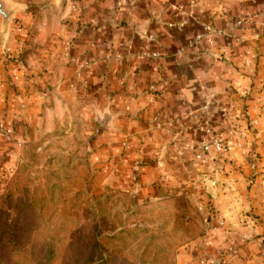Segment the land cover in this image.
Wrapping results in <instances>:
<instances>
[{
	"label": "crops",
	"instance_id": "0c3cea01",
	"mask_svg": "<svg viewBox=\"0 0 264 264\" xmlns=\"http://www.w3.org/2000/svg\"><path fill=\"white\" fill-rule=\"evenodd\" d=\"M73 2L74 19H62L53 0H11L8 27L0 16V44L8 37L0 48V120L12 123L17 151L80 106L97 120L95 105L114 101L96 131L98 154L111 158L108 183L135 182L152 199L212 185L215 208L195 210L201 223L175 246L177 264H264V0ZM208 33L213 44L206 37L175 54ZM216 87L203 111L201 92ZM186 88L191 104L177 99ZM204 128L223 148L214 139L205 145ZM8 147L2 136L0 150ZM116 158L121 174L113 173Z\"/></svg>",
	"mask_w": 264,
	"mask_h": 264
},
{
	"label": "rangeland",
	"instance_id": "374dc122",
	"mask_svg": "<svg viewBox=\"0 0 264 264\" xmlns=\"http://www.w3.org/2000/svg\"><path fill=\"white\" fill-rule=\"evenodd\" d=\"M80 109L21 146L24 163L1 176L0 264H177V246L200 226L195 210L215 208L212 185L152 199L135 182L108 183L101 124ZM113 164L121 174L120 159Z\"/></svg>",
	"mask_w": 264,
	"mask_h": 264
},
{
	"label": "clouds",
	"instance_id": "9594fccd",
	"mask_svg": "<svg viewBox=\"0 0 264 264\" xmlns=\"http://www.w3.org/2000/svg\"><path fill=\"white\" fill-rule=\"evenodd\" d=\"M9 8L12 7L11 0H6ZM53 3L57 6L58 14L61 16L62 19H74L73 13H78L79 8L76 4H74L73 0H67V6L62 7L64 5V0H53ZM123 3V0H122ZM142 38H146L144 33H141ZM8 43V37L4 36V42L3 44H0V48H3ZM200 77L198 76V79ZM195 81H191L190 84H194ZM192 90L191 88H186L182 90L181 94L177 97V99L180 100H187L189 104L193 103L192 98ZM220 88H212L208 89L207 93L201 92V97L206 100L207 104L202 109L203 111H207V105H211L213 102V98L216 96L218 92H220ZM114 103V101H106L102 105H95V111L99 114L101 119L105 116V114L112 115V109L111 105ZM183 111V109H181ZM115 120V116H113V121ZM113 126V125H112ZM207 135L203 137L205 141V145H207L209 139H216V137H212V130L208 128L203 129ZM163 132L167 133V129H162ZM9 133H11V129L8 130ZM2 138V136H0ZM172 139H176V137H172ZM181 142L185 144V148L187 150L193 149L196 145L193 142V139L187 135L180 137ZM16 143L12 141V138H9V147L8 149L0 150V176L7 175L11 177L14 174V167L17 168L18 163H24V157L21 155L19 151L16 149ZM201 147H204V145H201ZM217 148H219V145H216ZM10 149V150H9ZM7 151L8 157L10 159L7 160V163H5L4 160V152Z\"/></svg>",
	"mask_w": 264,
	"mask_h": 264
},
{
	"label": "built area",
	"instance_id": "2783aa9c",
	"mask_svg": "<svg viewBox=\"0 0 264 264\" xmlns=\"http://www.w3.org/2000/svg\"><path fill=\"white\" fill-rule=\"evenodd\" d=\"M208 38L210 44H213L214 43V39H213V35L211 33H208V34H199L196 36V38L194 40H192L187 46H182L180 48H178L176 51H175V54H178V55H183L185 54L189 49H195L196 47H198V43L200 41H202L203 39L205 38ZM153 55L155 56H159L160 54L158 52L156 53H153ZM11 129V133L8 132V130ZM0 136H3L7 139H9L10 137L12 139H15V129L12 125V123H9L5 120H0ZM213 143L215 145H219V148H223V145L220 141V139L218 137H216V139L213 140ZM199 264H206L205 261H201Z\"/></svg>",
	"mask_w": 264,
	"mask_h": 264
},
{
	"label": "water",
	"instance_id": "95a60500",
	"mask_svg": "<svg viewBox=\"0 0 264 264\" xmlns=\"http://www.w3.org/2000/svg\"><path fill=\"white\" fill-rule=\"evenodd\" d=\"M16 9L12 6L11 8H9L6 0H0V14L3 18V23L6 27L9 26V23L12 19L13 14L15 13ZM97 121L106 126L107 125V120L105 118L101 119H97Z\"/></svg>",
	"mask_w": 264,
	"mask_h": 264
}]
</instances>
